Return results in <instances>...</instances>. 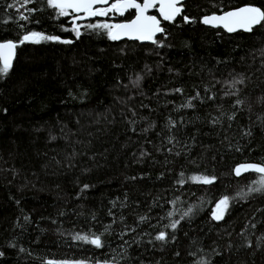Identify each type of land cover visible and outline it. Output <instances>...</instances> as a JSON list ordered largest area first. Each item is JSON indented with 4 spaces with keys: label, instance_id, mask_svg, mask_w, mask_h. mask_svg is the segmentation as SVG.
<instances>
[{
    "label": "trees",
    "instance_id": "trees-1",
    "mask_svg": "<svg viewBox=\"0 0 264 264\" xmlns=\"http://www.w3.org/2000/svg\"><path fill=\"white\" fill-rule=\"evenodd\" d=\"M242 6L264 0H190L143 45L88 27L134 10L79 19L0 0V43L17 45L0 74V264H264L260 175H233L264 166V22L201 23ZM29 32L58 39L20 43ZM94 235L101 247L76 239Z\"/></svg>",
    "mask_w": 264,
    "mask_h": 264
},
{
    "label": "snow or ice",
    "instance_id": "snow-or-ice-1",
    "mask_svg": "<svg viewBox=\"0 0 264 264\" xmlns=\"http://www.w3.org/2000/svg\"><path fill=\"white\" fill-rule=\"evenodd\" d=\"M32 0H17L20 7L26 8V6L31 3ZM159 2L160 8L159 11L163 16L164 20H173L181 12V8L177 5L179 0H144L143 4L137 3L136 0H115L114 3H111L110 6L106 8L96 7L97 4H108L109 0H47L48 6L58 9V14L63 16L68 14V10L71 9L72 12H83L88 16H104L109 12L116 11L121 15L128 9H135L136 16L135 19L128 23L109 25V24H96L88 25L90 28H102L108 29L109 39L116 40L119 39L121 35H127L130 38L142 39V40H152L154 35L157 32H162L163 29L160 27V21L157 20L155 16H147L145 13L149 8L155 6ZM15 4H9V8L15 7ZM19 11V8H17ZM28 11H34V9H28ZM20 19H27V16L21 14ZM187 21L188 18L185 17ZM211 21H219L223 26L229 31L232 32L235 30V27L239 26L245 30H250L253 25L264 22V11L257 7H243L236 11H229L224 13L221 16H212L210 18L206 17L203 22L205 24L210 23ZM77 37L80 36V32L74 28ZM57 37L44 36L37 32H29L23 36L20 43L25 41L39 42L40 40H56ZM64 43H71V41H63ZM155 43L156 41L153 40ZM17 47L12 41L6 43H0V74L6 75L11 67V60L14 54V49ZM179 91V90H177ZM239 103V101H238ZM252 170L260 175V178L255 182L258 186L249 188V192H261L264 191V166L247 164L237 167L235 172L237 175H240L241 172ZM191 179L203 183H212L214 178H209L207 176L203 177H192ZM87 185H85V188ZM228 197L223 198L217 205L216 210L213 212V219L220 220L223 218L224 213L228 206ZM191 209H189V212ZM171 215V214H170ZM188 215V213H185ZM179 221L173 222L170 227L175 229ZM166 233L161 232L155 237L156 240L163 241L165 240ZM76 239L85 240L94 244L96 247L102 246V241L99 236H93L89 239L85 236H78Z\"/></svg>",
    "mask_w": 264,
    "mask_h": 264
},
{
    "label": "water",
    "instance_id": "water-1",
    "mask_svg": "<svg viewBox=\"0 0 264 264\" xmlns=\"http://www.w3.org/2000/svg\"><path fill=\"white\" fill-rule=\"evenodd\" d=\"M188 1H190V0H179V4H178L177 6H178V7H181L184 3L188 2ZM114 2H115V0H109V3H108V4H97V5H94V8H96V7L106 8V7L110 6L111 3H114ZM143 2H144V1H143ZM143 2L140 3V4H143ZM137 3H138V2H137ZM243 7H251V6H242V7H240V8H243ZM159 8H160V4H159V2H157V3L155 4L154 7L149 8V9L147 10V12L145 13V15H147V16H155V17L157 18V20L160 21L159 18H162V19H163V16L161 15V13H160V11H159ZM240 8L232 9V10H229V11H236V10H238V9H240ZM130 10H134V12H135L134 17H133L131 20H129V21L121 22V23H119V24L128 23V22L132 21L133 19H135V16H136V10H135V9H128V10H126L125 12L130 11ZM152 10H156V13H157V14H156V15L152 14V13H151ZM68 11H69L70 13H73V14H84L83 12H79V13L72 12L71 9H69ZM229 11H226V12H229ZM226 12H224V13H226ZM224 13H221V14H211V15L204 16V17L202 18V20H201V23H202V25H204V26L207 27V28H211V29H221L222 31H224V32L227 33V34H235V33H239V32L248 33V32H250L252 29L256 28V27L260 24V23H259V24L253 25L252 28H251L250 30H245L244 28H241V27L237 26V27H235V30H234V31L229 32V31L223 26V24H222L221 22H219V21H211V22L208 23V24H205V23L203 22V20H204L206 17L210 18V17H212V16H221V15H223ZM175 18H176V17H175ZM175 18H174V19H175ZM174 19H173V20H174ZM167 21H169V20H167ZM171 21H172V20H171ZM160 27H161V26H160ZM161 28H162V27H161ZM162 34H163V31H162V32H157V33L154 35L153 39L158 38V37L161 36ZM153 39H152V40H153ZM111 40H112V39H111ZM152 40H142V39L130 38V37L127 36V35H121L119 39L112 40V41H130V42H138V43H140V44L146 45V44H149ZM7 42H8V41H7ZM25 42H32V41L30 40V41H25ZM2 43H6V42H2ZM15 58H16V48L14 49V54H13V57H12V60H11V67H12V65H13V63H14V61H15ZM11 67H10V68H11ZM247 164L259 165V164H255V163H240V164H237V165L234 167V169H233V175H234L235 178H240V177H242V176H244V175L252 174V173H253V174H257V175H261V174L255 172V171H252V170H248V171H243V170H242L241 174H240V175H237L236 172H235V169H236L237 167H240V166H242V165H247ZM259 166H262V165H259ZM215 210H216V207L213 209V212H214ZM213 212H212V214H211V218H212V220H213L215 223L220 222L221 219H220V220L213 219Z\"/></svg>",
    "mask_w": 264,
    "mask_h": 264
},
{
    "label": "rangeland",
    "instance_id": "rangeland-1",
    "mask_svg": "<svg viewBox=\"0 0 264 264\" xmlns=\"http://www.w3.org/2000/svg\"><path fill=\"white\" fill-rule=\"evenodd\" d=\"M120 14V13H118V12H116V11H112V12H109V13H107L106 15H104V16H88L86 13L85 14H82L81 15V17H78L79 19H86V18H88V19H90V18H104V17H107L108 15H113V14ZM113 17V16H112ZM114 25H116V24H114Z\"/></svg>",
    "mask_w": 264,
    "mask_h": 264
}]
</instances>
